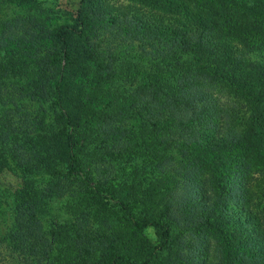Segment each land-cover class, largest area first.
<instances>
[{"label":"trees","instance_id":"obj_1","mask_svg":"<svg viewBox=\"0 0 264 264\" xmlns=\"http://www.w3.org/2000/svg\"><path fill=\"white\" fill-rule=\"evenodd\" d=\"M126 1L95 0L97 5L86 4L78 11L81 30L61 26L52 33L54 56L59 59L52 90L59 102L47 109H55V118L60 112L59 120L43 111L46 83L51 85L44 80L47 61L37 62L39 72L12 68L17 79L25 78L32 87L25 93L15 86L10 97L0 96L1 105L9 107L11 114V119L8 112L0 119V152L19 155L32 170L45 169L52 160L51 169L64 166L67 174L83 176L76 147L80 141L91 149L96 137L101 139L97 147L107 157L101 161L107 174L114 157H126L133 149L136 157H149L150 171L159 179L175 180L152 215L138 216L134 203L119 204L136 233L155 231L161 255L178 243V251L161 264H264V0H148L149 6L139 4L140 0ZM1 37L7 39L9 32ZM82 39L86 41L80 48L76 42ZM74 44L80 48L77 56L82 54L88 61L82 70L61 66L70 59ZM3 47L0 43L1 52ZM129 57L132 61H127ZM32 105L44 116L41 125H33L27 115ZM130 111L137 116L128 120L125 115ZM128 128L141 131V136L128 137ZM37 151L41 155L33 158ZM90 157L82 159L88 164ZM213 161L218 168L242 169L241 190L218 183ZM91 188L100 197L106 194V205L120 201L101 186ZM155 195L159 197L158 192ZM2 197L11 205L9 225L18 239L0 241V264H88L87 257L79 254L90 255L89 264L159 261L151 257L137 262L126 249L106 250L96 260L95 251L86 246L87 238H75L79 254L72 258L51 257L53 248L58 252L55 238L24 235L30 218L15 200L11 203ZM33 202L30 216L35 222H42L47 231L60 223V212L48 210L41 195ZM219 213L226 224L240 225L254 239L253 250L226 257L218 253V243L206 241L210 230L197 232L214 228ZM179 225L181 238H175ZM238 230L229 232L234 235ZM43 239L49 247H42ZM35 246L45 252L36 255Z\"/></svg>","mask_w":264,"mask_h":264},{"label":"rangeland","instance_id":"obj_2","mask_svg":"<svg viewBox=\"0 0 264 264\" xmlns=\"http://www.w3.org/2000/svg\"><path fill=\"white\" fill-rule=\"evenodd\" d=\"M110 1L114 2L115 0ZM130 1L127 0L126 3ZM138 3L145 6L150 5L148 0H140ZM86 4L97 5L95 0H0V43L4 45V50L0 51V96L6 93V96L10 97V92L13 91L12 88L15 86H18V89L22 92H29V88L32 85L27 84L25 78H23L24 80L21 77L17 79V75L14 74L12 68L18 71L19 67L22 70L23 68L30 67L31 71L38 70L39 72L37 62L46 60L45 68L47 72L44 75V80L51 83V85L46 83L48 95L43 111L45 116H52V120H59L61 118L60 112L56 114L57 117L55 118V109H47L51 104L55 108L54 106L59 102L55 95H53L52 90L56 65L59 63V59L54 56V44L56 42L52 33L61 26H76L77 30H81V25H78V11ZM7 32H9V37L2 39L1 36ZM93 33L92 31L89 32V34ZM88 38H91L90 35H88ZM84 41L86 39L77 40L76 44L82 48ZM78 45L74 44L70 47V59H68L67 63L63 61L61 66L70 65L75 70H82V65H88V61L82 58V54L77 56L80 50ZM127 61L132 60L129 57ZM85 70H87V66ZM8 110L9 107L3 106L0 103V119ZM27 115L32 119L33 125L42 124L44 116L41 113L39 116L36 105L29 107ZM125 116L128 117V120H131L137 115L135 111H130L129 115ZM7 119H11L10 112L7 113ZM52 120L50 119V122ZM18 127L19 125L16 126V128ZM130 129L128 128V137L135 139L137 136H141V131L133 132L129 131ZM1 132L0 128V134ZM96 140V142L90 144L91 149L86 147L82 141L76 146L77 151L80 150L78 153L82 156L79 158V168L84 171L83 176L67 174L64 166L63 168L60 167V169L53 167L51 169L49 163L52 160L45 164V169L32 170L24 166L23 159L19 155L13 152L3 155L0 152V241L6 244L5 241L8 242L9 238L18 239L16 231L12 230L9 225L12 212L11 205L1 201V198L4 199L3 195L9 198L11 203L15 200L14 202L18 207L21 205L23 209L21 210L25 216L30 218V222L24 229V235H27L28 238H55L54 247L57 248L58 252L53 248L48 253L51 257L61 258L64 261L66 257L72 258L74 253L79 254L74 248L75 238H87L85 240L86 246H90L89 249H92L93 252L95 251L97 254L96 260L106 250L117 249L121 252L123 249H126L137 262H144L151 257H158L159 261L155 263L161 264V261H165V259L170 258L173 253L178 251V243L173 242L170 250L161 255L155 231L150 228L144 232L136 233L133 230L132 220L125 214L119 204L122 201L134 203L138 206L136 210L138 216L152 215L155 207L163 203L161 197L168 195L174 187L175 180L159 179L150 171L149 157L140 153L136 157V154L133 155V149L129 150L126 157H114L113 164H110L112 167H108L111 173L107 174V168H104L105 162L101 163L107 157L101 156L97 147L101 139L99 138L98 140L96 137ZM47 141L49 142V140ZM19 142L26 144L24 140H19ZM37 144L39 146L43 145L39 144V140ZM29 145L35 144L29 143ZM6 146H9L11 149V145L6 144ZM49 149L50 146L45 147L47 156L50 152ZM32 154L34 156L30 155L35 158V156L41 155V151ZM87 155L91 156L88 164L82 159L83 156ZM115 155L117 156V153ZM56 158L53 155V161ZM98 159L100 166H97ZM212 166H217L215 170L218 171L216 173L219 177L218 183L223 188L228 187L229 190L236 192L238 189L241 190L238 182L242 169L239 167L218 168V163L214 161L212 162ZM222 172H224L223 175H221ZM213 173L211 174L212 177L216 178ZM192 177L194 176L192 175ZM188 178L192 179L191 177ZM91 186L103 187L107 193L110 192L112 195H115L120 201H113L110 206L106 205V194L100 197L92 190ZM106 186H109V188L107 189ZM110 186L113 188L111 189ZM155 192H158L159 197H156ZM19 194L23 195L20 199L18 198ZM36 195L43 197L45 201L44 206L48 210L53 211L54 209L56 212H60V223L51 225L49 231L43 227L42 222H35L33 220L34 215L30 216L31 206L34 204L33 200ZM37 207L39 206L37 205ZM221 215L219 213L215 216L214 228L210 229L207 226L197 232L204 233L206 230H210V233L206 232V235L209 234L205 238L206 241L212 244L218 243L216 247L218 253L223 252L226 257H235L241 251L253 250L252 245H255L254 239L252 237L249 238L240 225L226 224L224 220H221ZM224 224L227 228L223 226ZM75 227L82 228V231L76 230ZM235 227L239 228V230L234 231L236 235H231L229 230H235ZM175 234V238H181L182 225L176 228ZM93 235L95 238H93ZM87 240H95L96 243L92 246L90 245L91 243L88 244ZM41 241L43 248L50 246L44 239ZM43 248L40 247L39 249L35 246V254L44 253ZM254 249L257 248L254 247ZM79 256L85 257V259L87 257L86 260L89 264L90 255L79 254Z\"/></svg>","mask_w":264,"mask_h":264}]
</instances>
